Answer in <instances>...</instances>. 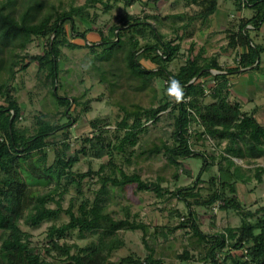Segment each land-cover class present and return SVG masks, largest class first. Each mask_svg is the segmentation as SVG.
<instances>
[{
	"label": "trees",
	"instance_id": "1",
	"mask_svg": "<svg viewBox=\"0 0 264 264\" xmlns=\"http://www.w3.org/2000/svg\"><path fill=\"white\" fill-rule=\"evenodd\" d=\"M122 1L128 8L133 6L137 0ZM150 1L157 4L161 0ZM182 1L198 8L192 14L185 13L177 16L180 20L186 19L188 26L198 20L206 21L217 11L220 0ZM223 1L235 2L240 11L247 9L252 12V16L243 19L238 31L230 36L229 46L241 50L240 53H237V66L233 69L223 70L215 59L201 64V55H197L188 59L178 72H169L168 65L177 56L179 46L167 42L163 34L152 24L129 14L125 15L124 27L134 29V32L142 37L148 30L155 40L154 44L141 47L139 40L131 37L129 47H124L125 42L121 39L120 33L116 32L121 27L111 30L110 34L114 37L113 39L104 37L101 40V44L97 45L102 49L100 56H108L116 49H124L126 70L133 79L140 81L142 86L158 78L165 80L168 84L170 79H176L182 85L184 95L181 100L177 101L167 92L157 108H138L137 111L126 112L117 124L116 131H124L122 138L115 135L117 143H107L103 137L105 130L100 128L97 135L86 139V142L90 143V150L96 159H102L107 155L112 158L114 151L120 152L123 156L130 151L128 155L132 157L134 155L132 148L137 145V137L145 129L143 120L157 123L160 120V114L168 110L169 115L174 119V143L171 146L162 144L159 147H154L148 153L157 155L163 152L175 167H181L180 160L201 158L203 166L197 178L198 182H200L201 175L211 169L216 158L210 157L209 161L203 152L192 149L191 134H189L191 123L197 124L203 130L200 135H207L217 143L226 142L228 144L225 155L221 156L222 160L227 161L228 168L236 167L232 159L264 157V125L260 124L255 113H246L242 110L239 102L231 103L229 100L231 78L247 71H262L260 59L264 47L252 43L248 27L258 30L264 24V0ZM99 2L101 0H86L83 6L71 7L65 11H55L38 20L34 17L31 18L32 11L41 8V4H33L34 0L27 1L28 8L19 17L11 8L13 0H7L0 4V55L4 49L7 51L10 48L11 50L12 47L24 51L33 38L48 39L47 49L42 55H22L13 52L9 77L0 83V262L2 264H114L110 258L115 251L123 246V242L117 238L118 231L141 230L144 232V237L147 234L146 225L130 221L128 209H126L124 219H114L105 212L112 188L134 186L139 192H153L160 198L169 195L186 203L189 215L179 227H189L197 243L206 246V253L202 258L204 262L211 264H264V206L254 212L245 210L237 201L235 183L223 181L220 177H213L212 184L229 187L230 192L234 195L224 198L220 194V189L217 188L208 200H204L201 199L200 193H195L192 188L170 192L161 187L160 179L152 182L142 179L138 173L127 174L112 161L102 165L97 172L90 169L87 173L75 174L72 169L78 159L67 154L70 146L66 142L68 126L71 121L66 125L59 126L46 120V116L43 115L38 118L37 128L32 134L27 128L18 126L22 109L14 97L16 88L12 82L17 73L15 69L19 65L21 66L19 71L22 72L27 70L30 63L38 65V73L45 74L46 81L51 85L50 94L57 107L64 108L63 117L67 118L70 115L69 109L73 105L72 103H78L76 98L70 99L58 94L56 86L60 81V48L62 46L72 49L81 47L68 41L66 24L69 23L71 26L72 37L86 40V35L78 32L75 22L79 19H89L90 14L87 9L94 7ZM105 7L106 11L110 10V6L106 5ZM97 46L86 43L83 47L95 53ZM2 59L0 58V61ZM142 60L149 62L155 68H144L141 64ZM206 76L210 77L214 83L209 94L213 102L209 104H204L202 101L206 97L204 88ZM84 104L86 106L83 111L87 112L89 110L88 103ZM57 143L62 146L61 148L56 147L54 163L47 167L46 150L50 145ZM37 153L40 154V157L36 161L33 157ZM216 164L222 171L221 163ZM107 167H111L112 172L106 173ZM116 171L119 172V176ZM225 171L228 173L229 169ZM236 172L239 173L238 170ZM257 172L256 177L261 182L264 169L258 168ZM186 174L190 175V172L186 171ZM94 176L98 177L101 187L93 201L84 199L76 214L73 205L66 210L63 209L60 199L63 192L67 190L64 188L60 193L61 181L65 179L68 185H75L78 193L81 194L82 182L87 177ZM228 176L230 177V174ZM236 177L240 180L243 179V175ZM53 180H56V187L45 194L37 195L30 187L35 182L48 184ZM56 196L59 197V200H55ZM222 199L224 206L227 208L231 206L240 214L242 223L238 227H228L223 232L207 235L201 231L192 207L194 204L211 207ZM52 202L56 203V208L48 207V204ZM62 213L69 217V221L61 226L51 225L48 227L46 233L48 242L44 252L43 254L36 252L31 246L30 234L21 229L20 221L36 229L43 223L57 220ZM74 233L79 239L87 238L89 235L97 236V242L86 248H81L74 243L68 244L67 240ZM235 252H241V255L236 256ZM223 253L224 257L221 258L220 255ZM179 258L185 262L192 259L189 252H185ZM118 264H165V262L161 258H155L154 254H150L145 259L125 257L120 259Z\"/></svg>",
	"mask_w": 264,
	"mask_h": 264
},
{
	"label": "rangeland",
	"instance_id": "2",
	"mask_svg": "<svg viewBox=\"0 0 264 264\" xmlns=\"http://www.w3.org/2000/svg\"><path fill=\"white\" fill-rule=\"evenodd\" d=\"M6 1L0 0V4ZM27 1L13 0L11 8L16 16H21L27 10ZM85 1L34 0L33 4H41V8L33 10L31 18L34 17L38 20L55 11H65L71 7L83 6ZM106 5L110 6L109 11H106ZM87 10L90 14L89 19H79L75 22L78 32L84 33L86 40L72 37L70 34L71 26L69 23L66 24L68 41L81 47L72 49L62 46L60 48V81L56 86L59 96L70 99L76 98L78 103H72L73 105L69 109L70 115L67 118L63 117L64 108L57 107L50 94L51 85L46 81L45 74L38 73V65L30 63L25 72L19 71L21 67L19 65L15 69L17 73L12 82L16 88L14 97L22 109L18 126L27 128L32 134L37 128L38 118L43 115L46 116V120L59 126L66 125L71 121L68 126V140L66 142L70 146L67 154L78 159L72 169L75 174L87 173L90 169L97 172L102 165L112 161L114 165L122 168L127 174L138 173L142 179L152 182L160 179L161 187L170 192L192 188L195 193L199 192L201 199L204 200H208L217 188L220 189V194L224 198H230L234 195L230 192L229 187L212 184L211 179L213 177H220L223 181L235 183L237 201L245 210L254 212L259 207L264 206V173L261 175V182L256 177L258 168L264 169V157L232 159L236 167L228 168L227 161L222 160L221 157L225 155L228 144L226 142L217 143L216 140L207 135H200L203 130L195 123H191L189 128L192 149L203 152L208 159L210 157L216 158L211 169L201 175L200 182L197 178L203 166L201 158L180 160L182 162L181 167H175L163 152L157 155H149V150L154 147H159L162 144L171 146L174 143V119L169 115V110L160 114V120L157 123L143 120L145 129L137 137V145L132 148L134 150L132 157L128 155L130 151L125 156L114 151L112 158L107 155L102 159H96L90 150V143L86 142V139L97 135L99 129L102 128L105 130L103 137L106 142L117 143L115 135L122 138L124 134V131H116L117 124L125 113L137 111L138 108H157L167 93L169 84L161 78L142 86L140 81L133 79L128 74L124 49H116L108 56H100L102 49L98 48L97 45L101 44L104 37L113 39L114 37L110 33L114 28L121 27L116 32L120 33L126 48L129 47L131 37L139 40L141 47L155 43L148 30L146 35L142 37L136 34L134 29L124 27L126 14L152 24L163 34L167 42L179 46L177 56L168 65L169 72L176 73L188 59L197 55H201V64H205L210 59H215L223 70L235 68L237 66V53H240L241 50L229 46L230 36L238 31L243 19L252 16V12L247 9L240 11L235 2L220 0L217 11L206 21L198 20L187 26V20H180L177 16L185 13L192 14L198 8L195 5H188L182 0H161L157 4L150 0H137L133 6L128 8L124 6L122 0H101ZM248 29H250L249 36L252 43L264 47V24L258 30L250 26ZM86 43L96 45V52H91L88 48L83 47ZM47 44V38H33L24 51L13 47L11 48L12 51L10 48L7 51L4 49L0 55V58H3L0 61V83L9 77L13 52L22 55H42L47 49ZM141 64L146 69L154 67L144 60L141 61ZM260 66L262 71L254 70L249 73L254 80V88L257 92L251 91L252 87H248L244 83L245 77L241 73L236 76L242 75L240 79L242 86L245 84L249 90L244 94L245 96H242V100H239L236 89H233V84H231L229 100L231 103L240 101L242 110L246 113H255L257 120L264 125V52L261 55ZM213 72L216 74L215 71ZM205 78L209 79H204L206 97L202 101L204 104H209L213 102L209 96L213 83H211L210 77L206 76ZM240 80L235 83L236 86L241 84ZM85 102L88 103L89 110L87 112L83 111L86 106ZM61 146L60 143H57L50 145L46 150L47 167L54 163L56 147L61 148ZM39 157L40 154L37 153L33 159L37 161ZM218 162L221 163L222 171L216 164ZM226 169H229L228 173L225 171ZM186 171H189L190 175L186 174ZM110 172H112L111 167H107L106 173ZM235 172L236 176L242 177L243 175V179H237L234 175ZM116 174L119 176L118 171ZM55 184L56 180L50 181L48 184L35 182L30 187L33 192L40 195L52 191L56 187ZM100 187L101 183L97 176L87 177L82 182L80 194L75 185H68L64 179L60 183L59 191L60 193L63 192L64 188L67 191L63 192L60 205L65 210L73 205L76 214L81 202L84 199L93 201ZM109 197L106 213L114 219H124L126 209H128L130 221L144 224L147 227L145 237L141 230L117 232V238L123 242V246L112 254L110 258L112 263L118 264L120 259L129 256L145 259L148 255L154 254L155 258H161L165 264H211L202 260L206 253V246L197 243L189 227H179L189 215L188 207L184 201L169 195L160 198L153 192H139L134 186L112 188ZM55 200H59V197L56 196ZM190 200L193 202L192 199ZM223 203L224 200L222 199L211 207L193 205L192 210L203 233L212 235L223 232L228 227L235 228L241 225L240 214L231 206L227 208ZM48 207L56 208L57 206L56 203L52 202L48 204ZM68 221L69 217L62 213L57 220L43 223L36 229L25 225L23 221H20L19 224L24 232L30 234L31 246L36 252L43 254L48 242L46 238L48 227L51 225L61 226ZM67 242L86 248L97 242V236L89 235L87 238L79 239L74 233ZM185 252H189L192 257L188 262L179 258ZM235 255L240 256L241 252H235ZM220 257L223 258L224 253ZM0 264L2 263L0 262Z\"/></svg>",
	"mask_w": 264,
	"mask_h": 264
},
{
	"label": "crops",
	"instance_id": "3",
	"mask_svg": "<svg viewBox=\"0 0 264 264\" xmlns=\"http://www.w3.org/2000/svg\"><path fill=\"white\" fill-rule=\"evenodd\" d=\"M250 73V71H247V72H245V73H242V74H244V79H245V81H244V83H246L247 85H248V87H252L251 89V91H255V92H257V90H256V88H254V80H253V78L251 77V75L249 74ZM242 78V75L240 76V77H233V78H231L232 80L230 81L231 82V84H233V89H236L235 91H236V95L238 96V98H239V100H242V96H245L244 94H246V92L249 90V88H248V90H247V86L244 84L243 86H242V80H240ZM205 80H207V79H209V78H204ZM238 80H240L241 81V84L239 85V86H236V82L238 81ZM240 81H239V83H240ZM211 83H213V81L211 80ZM214 84V83H213ZM213 86V85H212ZM211 86V87H212ZM238 100V101H239ZM240 102V101H239Z\"/></svg>",
	"mask_w": 264,
	"mask_h": 264
},
{
	"label": "clouds",
	"instance_id": "4",
	"mask_svg": "<svg viewBox=\"0 0 264 264\" xmlns=\"http://www.w3.org/2000/svg\"><path fill=\"white\" fill-rule=\"evenodd\" d=\"M167 92L169 95L173 96L177 101L181 100L184 95L183 87L180 82L176 79H170Z\"/></svg>",
	"mask_w": 264,
	"mask_h": 264
}]
</instances>
